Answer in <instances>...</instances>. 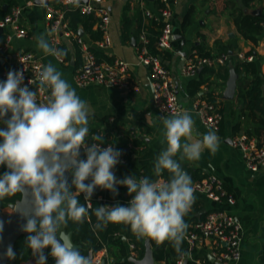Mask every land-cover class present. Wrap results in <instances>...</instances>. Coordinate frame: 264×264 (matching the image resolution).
I'll use <instances>...</instances> for the list:
<instances>
[{"label":"clouds","instance_id":"clouds-1","mask_svg":"<svg viewBox=\"0 0 264 264\" xmlns=\"http://www.w3.org/2000/svg\"><path fill=\"white\" fill-rule=\"evenodd\" d=\"M35 39L44 55H66L51 46L44 34ZM37 79L39 91L50 92L44 101L38 99L37 90L24 85L23 71L10 70L7 79L0 81V122L7 125L0 128V166L7 169L0 174V200L22 194L15 211L26 220L21 231L28 234L25 244L35 264H47L48 256L55 264H92L91 257L82 254L65 231L70 222L83 224L90 211L96 218L91 225L94 231L123 224L138 239L150 238L158 245L167 241L179 255H185L181 245L189 225L184 217L195 202V189L181 162L199 161L205 150L215 153L219 148L217 132L194 135L195 121L187 111L161 117V143L166 147L153 166L157 179L131 175L118 180L112 170L122 153L111 144L102 147L103 135H90L88 102L51 63L42 67ZM8 113L11 116L5 120ZM81 149L86 160L80 158ZM165 171L169 178L160 179ZM66 173H71V183ZM89 179L90 183H85ZM117 185L125 186L133 197L128 205L93 209L90 199L94 190L99 187L116 195ZM81 193L86 206L79 202ZM3 229L0 221V233ZM45 249L50 251L45 254ZM4 255L16 258L11 245Z\"/></svg>","mask_w":264,"mask_h":264},{"label":"crops","instance_id":"crops-1","mask_svg":"<svg viewBox=\"0 0 264 264\" xmlns=\"http://www.w3.org/2000/svg\"><path fill=\"white\" fill-rule=\"evenodd\" d=\"M78 1L50 0L49 3L73 4ZM213 1L177 0L175 3L168 4L172 12L173 32L170 48L167 50L170 55L162 61L168 68L183 111L189 112L195 121L194 135L213 130L204 125L191 110L192 96L188 95L186 89L190 77L182 72L187 60L198 55L197 45L203 46L210 56L223 51L228 53L229 50L236 56L238 53L245 55L248 51H252L251 55L259 61V73L264 78V28L258 35L257 42L254 43L240 34L234 20L238 14L264 16V0H228V6L224 10L216 9ZM141 2V0H106L105 2L111 15L109 24L111 45L105 50H101L107 58L119 57L129 64L128 77L132 87L126 90L105 83L76 85L73 75L80 63L77 44L73 37L62 38L61 50L65 51L69 57L67 59L65 55L63 56L66 62H60L56 57L50 55H44L42 50L37 48L35 38L44 34L48 40V29L44 21L45 6L34 4L33 0H0V9L4 11L11 6L21 8L20 22L28 31L26 37L12 36L7 50L0 55L2 71L13 68L14 54L20 49L34 52L44 66L49 63L53 64L81 99L88 102L91 110L89 129L96 127L105 129L107 127L110 129L111 135L122 136L125 139L124 143L114 145L121 151V156L125 159L112 170L118 180L131 175L138 179L143 166L153 167L160 151L166 147L161 143L163 139L161 117L170 115L159 111L152 103L149 71L139 61L138 40L135 37H130L127 40L122 36L121 19L126 7L127 14L132 17L138 9L142 11V7L156 12L160 1L143 0L142 5ZM254 9H259V12L253 13ZM188 15L189 18H186ZM92 28L95 30V25ZM4 32L5 29L0 31V33ZM78 32L86 41L94 43L82 27H79ZM174 35H181L182 38H176ZM132 38L135 39L134 45L131 43ZM231 54L229 55L231 56ZM229 59L231 60V58ZM226 64L228 65V61ZM218 67L219 65L215 64L212 66V72H202L201 76L206 80V83L201 85V89L203 92L212 90L217 93V99L222 107V123L218 130H214L219 137V148L215 153L205 150L199 161L188 162L185 160L181 164L183 168L187 167L197 171L202 177L210 173L217 175L222 179L224 187L234 196V203H228L225 200L217 201L203 194L194 193L195 202L199 209H205L204 213L210 209H221L235 215L242 224L240 258L236 262L225 264H264V169L258 172L250 171L245 166L240 150L231 142L232 136L236 134H246L264 140V130L259 135L246 133V130L252 128L257 122L240 115L236 96L231 100L222 97L226 79L223 78ZM200 68L201 71L203 67ZM262 95H264V84H262ZM102 119L104 121H101ZM237 122H240L241 128L234 131L233 128ZM0 126L2 127V122H0ZM130 129H134V131L125 135V132ZM92 134L94 133L90 132V135ZM134 137H143V144L134 145L132 143ZM88 143H92L91 137H89ZM125 189V186L117 185L118 192H124ZM101 190L104 189L98 187L94 193H101ZM0 210L9 212L10 208L7 205ZM211 245V241L208 240L197 246L195 249L197 258H194L191 251L185 253L187 255L184 258L186 264H190V261H193L192 264H206L205 257L208 258L210 254ZM129 256L128 247L125 259ZM209 261L215 264L216 260L209 259ZM18 264H35V257L32 256ZM154 264L165 263L155 260Z\"/></svg>","mask_w":264,"mask_h":264},{"label":"built area","instance_id":"built-area-1","mask_svg":"<svg viewBox=\"0 0 264 264\" xmlns=\"http://www.w3.org/2000/svg\"><path fill=\"white\" fill-rule=\"evenodd\" d=\"M143 2V0H141ZM162 5L157 8L156 12L142 7L144 17L153 18L163 21V27L157 39V47L162 50L170 48V41L173 32L171 22V10L169 3H175L177 0H159ZM106 0H88L87 2L78 1L73 3L83 14H94L97 19L95 22V30L99 32L100 37L93 40L94 43L86 41L82 35L75 33L68 23L65 16V7L71 4L48 3L44 10V21L48 29V41L51 46L61 49L62 38L72 36L79 48L80 64L74 71L73 80L76 85L85 86L91 83H105L119 89H130L131 81L128 77L127 61L112 57L111 60L99 59L92 46L97 49L105 50L111 45V37L109 32V24L111 21L110 10L105 4ZM141 2V5H142ZM21 8L19 6H11L9 10L0 18V28L5 29L4 39L0 42V55L8 48L12 36L26 37L27 29L20 22ZM139 45L137 54L139 61L148 68L150 83L152 88V103L159 111L172 115L174 112L183 111L182 105L178 99L176 88L172 82L169 71L164 65L162 58L157 54H152L146 47L147 31L142 29L139 33ZM238 58L251 60V54H237ZM57 58V57H56ZM230 55L222 52L217 55L199 56L195 55L188 59L182 68L183 74L186 76H194L198 68L203 66H213L215 64H226ZM60 62H66L64 57L57 58ZM13 68L10 70L23 71L24 85L29 86L30 90L38 91V99L46 100L50 92H41L38 89V74L42 70L44 64L34 52L26 49H20L15 52L13 58ZM10 70H3L2 75L7 77ZM32 81V83H28ZM191 110L198 116L200 121L208 128L218 130L222 121V111L219 106L207 100L201 93L192 96ZM231 142L236 146L242 155L245 166L252 172H258L264 169V140L258 139L246 134H236L232 136ZM110 143L101 145L107 147ZM112 145V144H111ZM84 151V150H83ZM86 160V155L84 156ZM125 159L121 156L120 163ZM143 177L140 173L139 178ZM138 178V179H139ZM165 180L164 178H161ZM90 183V179L85 183ZM194 193L203 194L213 200H225L228 203H234V196L225 187L222 179L215 174H207L201 179L193 181ZM85 205L84 194L81 193ZM132 196L124 199L127 206ZM96 200L100 206H114L120 198L98 193H93L90 203ZM242 224L239 219L230 213L221 209H210L204 213L203 218L193 222L191 229L186 233L185 240L187 243L185 253L192 252L194 248L211 241L210 255L214 260L225 264L227 262H236L241 255L240 242L242 239ZM225 243V245H224ZM129 254L132 258H140L138 248L134 243L129 242ZM86 256H90L92 264H110L109 256L106 250L102 248L99 252L87 249ZM181 256L176 264H183L184 258ZM48 259H53L48 256Z\"/></svg>","mask_w":264,"mask_h":264},{"label":"trees","instance_id":"trees-1","mask_svg":"<svg viewBox=\"0 0 264 264\" xmlns=\"http://www.w3.org/2000/svg\"><path fill=\"white\" fill-rule=\"evenodd\" d=\"M216 9L224 10L228 6V0H214L213 1ZM162 3L159 2V6ZM0 9V18L8 11ZM65 16L68 19L69 27L75 32L79 33V27L88 33L92 40L98 39L100 34L98 31L94 30V26L97 17L94 14H83L79 11L78 7L74 4L68 5L65 7ZM142 11L138 9L135 14L131 17L127 14V7L124 9L121 19L122 25V36L125 39H130V37H135L139 39V33L142 29L147 31V43L146 47L148 51L152 54L159 55L162 60L166 57H169V51L159 49L157 47V39L163 27L162 20H156L153 18L144 17ZM189 18V15L186 16ZM187 20V19H186ZM235 24L237 25L238 31L240 34L249 39L252 42H257L258 35L261 33L262 28H264V16L262 15H253V14H238L234 17ZM4 39V33H0V42ZM137 45H139V40ZM77 52L79 53V48L77 46ZM92 50L99 59L111 60L107 58L101 49H97L92 46ZM196 51L199 56H209V52L204 49L203 46L197 45ZM224 52V51H223ZM222 53V52H221ZM252 51H248L245 55L251 54ZM65 58L69 59L68 55H65ZM232 65L231 67L237 73V90H236V100L239 105L240 115L243 117H248L251 120L256 121L257 123L253 125L252 128H248L246 133L259 135L262 130H264V95H262V84H264V78L261 77L259 73V61L257 59L246 60L238 58L235 53H232L231 56ZM79 63H80V53H79ZM79 66V65H78ZM218 69L222 72L223 78L227 79L229 75L230 67L227 64H219ZM212 66H203L202 70L197 73L196 76L190 77L187 83V93L189 96H194L197 93H201L207 98L208 101L215 103L219 106V110L222 111L220 102L217 99L218 94L214 93L212 90L203 92L201 85L206 83V80L202 78V72L210 73L212 72ZM2 68L0 67V81H5L7 77L2 75ZM101 121H104L102 119ZM222 123V121H221ZM221 125V124H220ZM0 128H2L0 126ZM240 122H237L234 126V131L239 130ZM134 129H130L125 132V135L129 132H133ZM90 132L94 134L103 135V143L112 144L113 146L116 143H124L125 139L122 136L111 135L109 128L100 129L99 127L92 128ZM143 137H134L132 143L134 145L143 144ZM84 155H81V159H84ZM6 166H0V174L5 172ZM184 170L191 176L192 181H196L202 178L201 174H198L197 171L185 167ZM141 175L148 176L151 179L155 180L157 177L153 175V167L150 165H144L141 171ZM161 178L167 180L169 174L165 171ZM72 179V177H71ZM71 183V180L69 181ZM87 183V182H86ZM75 191L74 187L72 189ZM103 194L112 196L113 198H120L118 202L120 205H125L124 199L129 197L127 188L124 192H118L114 195L111 191L101 190ZM20 193L15 194L11 197H6L3 200H0V208L6 207L8 203L15 202L19 199ZM81 204H85L82 195L78 197ZM86 206V205H85ZM93 209L100 207V203L96 200L92 202ZM199 210V206L196 202L193 203L189 212L185 215L184 220L189 225L187 231L191 229V224L201 218H203L204 213L200 216L196 215V212ZM96 222V218L93 214L84 221L83 224H73L69 223L65 231L71 234V239L73 243L78 244V248L81 250V253L86 256L87 249H92L94 252H99L102 248L106 250L107 255L110 259V264H135L131 260L125 259L128 254V243L132 242L138 248L139 256L142 257L145 250V239L149 240V244L152 248V255L154 260L163 261L165 264H176L177 260L181 257L173 246L165 241L163 244H157L155 241L150 238L138 239L130 230L129 226L123 224H109L103 231H94L91 227L92 224ZM28 234L20 235L14 242L13 250L16 254V258L13 260L8 259L7 264H18L20 262L30 259L33 255L31 250L25 244L26 236ZM122 236L125 239H122ZM182 251L185 253L187 243L186 240L182 242ZM196 248L193 249L192 254L194 258H197ZM50 249H45V254H47ZM125 259V260H122ZM206 264H213L205 257ZM193 262V261H192ZM190 261L189 263L192 264ZM47 264H55L54 259H47Z\"/></svg>","mask_w":264,"mask_h":264},{"label":"water","instance_id":"water-1","mask_svg":"<svg viewBox=\"0 0 264 264\" xmlns=\"http://www.w3.org/2000/svg\"><path fill=\"white\" fill-rule=\"evenodd\" d=\"M82 2H87L88 0H79ZM50 2V0H33L34 4H40V5H46ZM253 13H258L259 9L252 10ZM0 31L2 29L0 28ZM176 38H182L181 35H174ZM131 43L135 44V39H131ZM231 50L228 51V54H231ZM232 62L229 59L228 60V66L230 67L229 75L226 79L225 87L222 91V97L227 100H231L236 96V90H237V78L238 75L234 71V69L231 67ZM201 68H198L197 71H200ZM11 116V113H8L4 119H9ZM2 127L6 129L7 125L2 122ZM81 155H84L83 149L80 150V157ZM69 181L71 180V173L65 174ZM22 200V194H20L19 199H17L15 202L8 203V207L11 211L4 212L0 210V221L4 222V229L3 232L0 233V264H7L8 258L4 255L8 246L11 245L12 248L14 246V242L16 239L22 235L25 234V232L21 231V225L26 223V220H24L18 211L16 210V207L19 206L20 201ZM205 209L201 208L196 212L197 216H200L202 213H204ZM122 239H125L124 236H122ZM145 250L140 258H132L128 257L127 260L133 261L135 264H154L155 260L152 255V248L149 244V240L145 239ZM76 247H78V244L74 243ZM225 245V243H224ZM208 258L210 260L214 261V257L212 255H208ZM183 264H186V260H184ZM215 264H221L220 262L215 261Z\"/></svg>","mask_w":264,"mask_h":264},{"label":"rangeland","instance_id":"rangeland-1","mask_svg":"<svg viewBox=\"0 0 264 264\" xmlns=\"http://www.w3.org/2000/svg\"><path fill=\"white\" fill-rule=\"evenodd\" d=\"M9 211H11V210H9Z\"/></svg>","mask_w":264,"mask_h":264}]
</instances>
